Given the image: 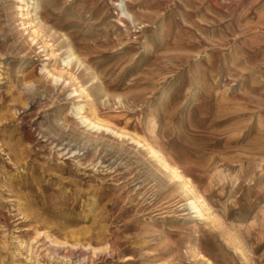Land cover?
<instances>
[{"label": "rangeland", "instance_id": "1", "mask_svg": "<svg viewBox=\"0 0 264 264\" xmlns=\"http://www.w3.org/2000/svg\"><path fill=\"white\" fill-rule=\"evenodd\" d=\"M0 253L264 264V0H0Z\"/></svg>", "mask_w": 264, "mask_h": 264}, {"label": "bare ground", "instance_id": "2", "mask_svg": "<svg viewBox=\"0 0 264 264\" xmlns=\"http://www.w3.org/2000/svg\"><path fill=\"white\" fill-rule=\"evenodd\" d=\"M124 2L123 1H121L119 4H118V7H121L122 6V4H123ZM122 13H123V15L125 14V15H127L128 13L123 9L122 10ZM124 17V16H123ZM70 55H69V57H70V59H71V61H77V62H79V63H82L80 60H79V58L75 55V53L73 52V50L72 49H70ZM63 61V60H62ZM68 64V63H67ZM48 77H50V76H48ZM53 77H55V81H58L59 82V80H61V76L60 75H58V76H55V75H53ZM53 82H54V80H53ZM55 83V82H54ZM95 114V113H94ZM76 116L78 117V119H80L81 121H82V123L83 124H86L87 125V127H90L91 128V130L93 129H96V130H99V129H102V128H105V130H110V128L108 127V126H106L104 123H102L99 119H96V118H94V119H91V118H89L87 115H84L83 114V112H82V107H78L77 108V111H76ZM109 125V124H108ZM110 126H112V125H110ZM86 127V128H87ZM89 129V128H88ZM104 131V130H103ZM113 131V130H112ZM121 131H123V130H121ZM123 132H125V131H123ZM127 132V131H126ZM116 133H118V132H116ZM119 134V133H118ZM136 136V135H135ZM152 150V153L153 154H156V151L155 150H153V149H151ZM160 155V154H159ZM163 158V157H162ZM165 159V158H164ZM161 161V160H160ZM162 163H163V165H164V168H167L168 167V165L166 164L167 163V161H166V163L164 162V160L163 161H161ZM163 167V166H162ZM174 167V166H173ZM170 170H171V168H170ZM170 172H172L173 173V177H180V174H179V172H178V170L177 169H172ZM186 186H189V183H186ZM198 201V200H197ZM189 204H190V206H192V208L193 209H196V211H197V213H201L200 212V210H199V208H198V205H196V202H195V199H192V200H190V202H189ZM199 207H201V206H199ZM34 242V241H33ZM20 242H18V244H19ZM6 244V243H5ZM21 244V243H20ZM80 244V243H79ZM24 246V245H23ZM22 247V246H21ZM29 249L30 248H28V251H29ZM31 249H32V247H31ZM32 252V251H31ZM34 252V251H33ZM28 253V252H27ZM1 254V253H0ZM32 255H34L33 253H31ZM65 254V253H64ZM68 254H70V253H68ZM15 255V254H14ZM23 255V254H22ZM66 256V255H65ZM64 256V257H65ZM31 257V256H30ZM59 257V256H58ZM63 257V258H64ZM63 258H61V259H63ZM5 260H6V258H5ZM12 260V259H11ZM26 260H27V258H26ZM30 260V259H29ZM34 261V260H33ZM36 262V261H35ZM38 262V261H37ZM14 263V262H13ZM35 264V263H34Z\"/></svg>", "mask_w": 264, "mask_h": 264}]
</instances>
